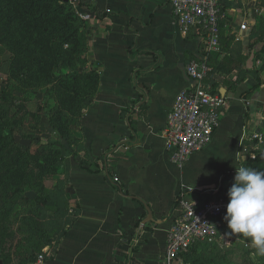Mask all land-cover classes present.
Masks as SVG:
<instances>
[{"label": "crops", "instance_id": "1", "mask_svg": "<svg viewBox=\"0 0 264 264\" xmlns=\"http://www.w3.org/2000/svg\"><path fill=\"white\" fill-rule=\"evenodd\" d=\"M83 2L86 70L97 73L98 83L73 129L78 145L64 150V184L55 195L68 208L64 217L45 221L57 232L41 249L48 247V264H166L180 193L199 200V192L228 184L246 156L240 146L252 138L258 148L263 139L264 83L247 98L241 92L255 83V69L264 80V55L255 56L263 41L252 32L255 23L264 29V0H220L221 47L208 54L206 81L228 105L211 142L182 167L172 161L163 132L177 92L194 84L186 65L205 51L201 31L180 30L171 0ZM244 21L249 28L242 30ZM15 236L8 264H31L18 248L29 244Z\"/></svg>", "mask_w": 264, "mask_h": 264}, {"label": "trees", "instance_id": "2", "mask_svg": "<svg viewBox=\"0 0 264 264\" xmlns=\"http://www.w3.org/2000/svg\"><path fill=\"white\" fill-rule=\"evenodd\" d=\"M15 1L16 4H14V0H11L12 5L14 4L12 9H16L17 5L21 7V9L17 14H13L11 20L18 17H28V20H24V23L19 22L21 23L19 27L20 32L16 36V44L18 46L16 49L23 52L20 53L19 51H15V54L25 59V57H29L30 53H37V58L35 59L33 56L30 59L32 62H23L25 67L20 71L17 70L13 72V75L20 79L26 75V79L22 81H27L30 85H33L32 82L35 80V77L50 73L51 71V78L47 80V83H55L56 86L58 85L64 88L63 91H59L60 93L57 92L60 101L57 103V101L54 100L56 104L52 109L54 113L56 112V118L52 120V127L60 133L58 136L67 139L68 143L72 145V149H74V147L78 145V139L72 130V125L75 123L78 125L83 109L90 105L98 83L97 73L90 71V69L86 70L87 58L84 56V53H86L87 50L88 27L86 22L82 20L75 11L71 1ZM78 5H84L83 0H78ZM9 19L10 17H7V20ZM219 23L221 33V21H219ZM259 27L260 26H254L252 31L258 40L263 41L261 49L255 52L257 58L259 57L258 55H264V29L261 28L263 32L261 30L258 32ZM33 67L38 68L34 71L32 70ZM261 67L264 68V58ZM258 71L259 69H255L253 74L255 83L249 89L241 92L242 97L247 98L255 89L264 83ZM27 77H29V79H27ZM211 87L214 92H219L213 83H211ZM50 97L56 98L54 94ZM0 135L4 139L0 144V154H5L6 149L14 141L13 123L7 116L6 110L1 108ZM251 140L252 138L248 139L245 144L240 146L243 154L246 155L240 164L252 169L264 171V136L258 148H253V144H256L255 142L257 141L253 142ZM51 145H55L62 152L60 158L57 160L58 163L61 164L64 159V150L68 151L69 149L59 140H52ZM251 151L255 152V157L250 155ZM72 153L77 156L76 151ZM0 169L1 175L5 176L7 169ZM27 173L28 175L30 174L38 178L36 166L33 167L32 171H24L23 174H20V177L24 178ZM226 175L228 176L230 173ZM2 176L0 177V189L5 190L9 183L6 180L7 177L5 178ZM40 179L42 180V176ZM28 181L30 182V187H35L37 185L38 190L35 192H28V194L22 192V194L18 196L15 205L17 210H19L18 208L23 209V214L16 219L20 220L19 227L22 226L25 233L22 239L29 244V249L26 250L24 249V242L18 243V248L20 249V251H18L21 255L22 253L25 254L22 260L28 256V260H30L32 264L36 255L42 250L41 245L47 241H51L57 232L54 226L53 228H47L45 221L49 219H58L61 216L64 217V212L68 208V202L64 197L60 198L59 195H55L60 192L64 182H61L59 186L55 185L52 188H45L42 181L38 182L39 185L33 184L30 179H28ZM233 182L234 179H231L228 184L218 188L216 191L199 192L201 194L199 201L218 198L220 196L228 197L227 192ZM17 215L18 214H16V216ZM224 215L225 213L221 214L219 219L222 224V230H227V222L223 219ZM3 239L4 236L0 230V256L3 258L5 264H8L11 259L12 250H8L7 253L3 251L1 247ZM218 246L219 244L202 243V250L201 248H189L180 253L176 259L178 260L181 258L183 260L184 258L187 262L188 260L192 261L194 255L199 252L198 250H201L200 253L207 250L213 252L219 248Z\"/></svg>", "mask_w": 264, "mask_h": 264}, {"label": "rangeland", "instance_id": "3", "mask_svg": "<svg viewBox=\"0 0 264 264\" xmlns=\"http://www.w3.org/2000/svg\"><path fill=\"white\" fill-rule=\"evenodd\" d=\"M67 1L72 2L79 15L78 0ZM14 4H16L15 0ZM13 5L11 0H0V108L6 110L7 116L13 123L14 140L6 149L5 154H0V168L7 169L5 176L1 175L0 169V177H7L6 180L9 183L5 190L0 189V230L4 236L1 247L6 253L13 249L14 235L19 234L18 238H23L25 234L23 227H19L20 220L16 219L23 214V209L18 208L19 210H17L15 204L22 192L28 194V192L38 190L37 185L29 186L28 179L38 185V182L42 181L45 188L59 186L61 182H64L61 164L57 161L62 152L55 145H51V141L59 140L66 148H73L68 140L60 138L58 136L60 133L52 127V120L56 118V112L54 113L52 109L56 104L54 100L57 103L60 101L57 92L60 93L59 91H63L64 88L56 86L55 83H47V80L51 78V71L35 77L33 85L22 81L26 79V75L22 79L13 75V72L20 71L25 67L23 62L28 63L33 56L35 59L37 58V53H30L29 57H25V59L15 54V51L23 52L16 49L18 47L16 36L20 32L21 23L28 20V17L11 20L13 14H17L21 9L17 5L13 10ZM7 17L10 19L7 20ZM82 20L84 19L82 18ZM246 23L249 28V23ZM254 26H260V24L255 23ZM253 37L256 38V36ZM84 56H86L85 53ZM36 68L38 67H33L32 70L35 71ZM53 94L56 98L50 97ZM72 126L74 129L77 124ZM3 141L4 139L0 135V144ZM34 166H36L38 178L28 175V173L24 178L20 177L24 171H32ZM39 176H42V180ZM16 214L18 215L16 216ZM223 231L228 233L230 229ZM229 236L231 237L228 239V243H222V246H219L217 250L198 252L194 255V259L188 260V262L183 258V262L179 263L176 259L174 264H264V256L257 254L250 240L240 235Z\"/></svg>", "mask_w": 264, "mask_h": 264}, {"label": "built area", "instance_id": "4", "mask_svg": "<svg viewBox=\"0 0 264 264\" xmlns=\"http://www.w3.org/2000/svg\"><path fill=\"white\" fill-rule=\"evenodd\" d=\"M171 4L180 30L188 33L192 28H198L205 39L203 54L192 58L186 65L194 84L177 92L163 132L172 161L182 167L195 151L211 142L221 114L228 105V98L214 92L206 81L210 72L208 54L221 47L220 0H171ZM80 16L86 19L84 13ZM247 27L245 21L240 24L242 30ZM262 110L264 112V104ZM253 137L261 140L262 134L255 133ZM251 156L255 157V153L252 152ZM228 201L227 196L199 201L180 193L177 199L179 212L166 234L165 263L172 264L180 253L189 248H202V243H228L231 236L224 233L219 219L226 213ZM48 254V247H44L32 264H48Z\"/></svg>", "mask_w": 264, "mask_h": 264}, {"label": "clouds", "instance_id": "5", "mask_svg": "<svg viewBox=\"0 0 264 264\" xmlns=\"http://www.w3.org/2000/svg\"><path fill=\"white\" fill-rule=\"evenodd\" d=\"M235 169L223 217L230 229L226 235L250 240L257 254L264 256V171L243 165Z\"/></svg>", "mask_w": 264, "mask_h": 264}, {"label": "water", "instance_id": "6", "mask_svg": "<svg viewBox=\"0 0 264 264\" xmlns=\"http://www.w3.org/2000/svg\"><path fill=\"white\" fill-rule=\"evenodd\" d=\"M65 1H67V0H65ZM149 214H151V212H149Z\"/></svg>", "mask_w": 264, "mask_h": 264}]
</instances>
